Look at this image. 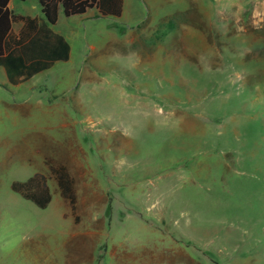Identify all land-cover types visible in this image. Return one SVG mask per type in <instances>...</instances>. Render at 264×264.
Instances as JSON below:
<instances>
[{
    "label": "rangeland",
    "instance_id": "rangeland-1",
    "mask_svg": "<svg viewBox=\"0 0 264 264\" xmlns=\"http://www.w3.org/2000/svg\"><path fill=\"white\" fill-rule=\"evenodd\" d=\"M120 3L0 66V264H264V0Z\"/></svg>",
    "mask_w": 264,
    "mask_h": 264
},
{
    "label": "trees",
    "instance_id": "trees-1",
    "mask_svg": "<svg viewBox=\"0 0 264 264\" xmlns=\"http://www.w3.org/2000/svg\"><path fill=\"white\" fill-rule=\"evenodd\" d=\"M8 1L0 0V66L4 68L6 76L12 84L23 82L34 74L50 68L57 60H68L69 44L49 27L57 22L60 8L63 9L67 17L82 14L94 6L99 7L103 13L105 11L102 9L103 0H38L46 18L45 22L38 23L35 19L13 14L7 8ZM107 1H109L107 6H114V1ZM120 12L119 7L111 11L116 15H120ZM19 19L27 23L28 32L24 34V31H21V40H16L10 35V27L13 21ZM62 174L65 183L72 184L71 178L66 173ZM37 179L38 176H35L24 183H15L13 189L33 200L40 207H45L50 201L49 189L42 182L38 185L37 190H32L31 187L38 181ZM60 185L62 187V181ZM41 194L48 196L46 200L41 199L39 196ZM62 194L66 198L69 197L68 193L64 191Z\"/></svg>",
    "mask_w": 264,
    "mask_h": 264
},
{
    "label": "crops",
    "instance_id": "crops-1",
    "mask_svg": "<svg viewBox=\"0 0 264 264\" xmlns=\"http://www.w3.org/2000/svg\"><path fill=\"white\" fill-rule=\"evenodd\" d=\"M14 1H16V0H9L8 3H7V8H8L13 14L18 15V16L29 17V18H31V19H35V20H37L38 23H42V22H45V21H46V18L44 17V15H43V13H42V11H41V5L39 4V1H38V0H36V3H37V4L34 5L32 8H24L23 11L15 10V7H14V6H15ZM18 1H21V0H18ZM25 1H27V0H24V2H25ZM112 1H114V3H113L114 6H107V5H105V6H102V9L105 10V11L111 12V11L116 10L117 7H119L120 10H121V8H122V4L120 3V0H112ZM119 3H120V5H119ZM113 4H112V5H113ZM115 4H117V5L115 6ZM111 7H113V8H111ZM92 8H96V9L100 10V8L97 7V6H94V7H92ZM89 9H91V8H89ZM89 9H87V10H86L84 13H82V14H77V15H73V16H77V17H78V16H85V15L87 14V12H88ZM120 14H121V12H120ZM73 16H70V17H73ZM70 17H69V18H70ZM66 18H67V16H65V14H64V12H63V9L60 8V9H59V12H58V19H57V22H56L55 24H53V25H50L49 27H50V29H51L55 34H58V35L62 36V37L64 38V40H65V41L69 44V46H70V41H69L70 36L67 34V32L65 31V29H64L63 26H62V23H64V21L67 20ZM58 27H59V28H58ZM21 31H24V34H25V32H28L27 23H25L24 21H22V20H20V19H19V20H16V21H13V22L11 23V27H10V35L13 36V38H15L16 40H21ZM70 56H71V46H70V50H69V58H68V59H70ZM60 61H63V60H57V61H55L54 63H57V62H60ZM66 61H68V60H66ZM51 67H52V66H51ZM51 67L48 68V69L42 70V71H40V72H38V73H36V74H34L32 77H35V76L38 75L39 73L44 72V71H46V70H50ZM3 69H4V68H3ZM4 72H5V70H4ZM5 75H6V73H5ZM32 77H30V78H32ZM6 78H7V76H6ZM7 82L10 83V84H12V83L8 80V78H7ZM23 82H24V81H23ZM23 82H20V83H18V84H12V85H14V86H18V85H20V84L23 83Z\"/></svg>",
    "mask_w": 264,
    "mask_h": 264
}]
</instances>
